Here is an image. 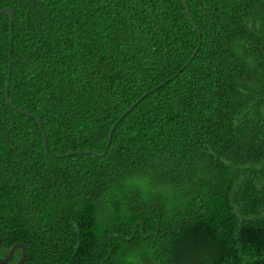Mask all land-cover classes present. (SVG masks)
<instances>
[{
    "label": "trees",
    "instance_id": "1",
    "mask_svg": "<svg viewBox=\"0 0 264 264\" xmlns=\"http://www.w3.org/2000/svg\"><path fill=\"white\" fill-rule=\"evenodd\" d=\"M185 1L0 0V259L264 264V0Z\"/></svg>",
    "mask_w": 264,
    "mask_h": 264
},
{
    "label": "water",
    "instance_id": "2",
    "mask_svg": "<svg viewBox=\"0 0 264 264\" xmlns=\"http://www.w3.org/2000/svg\"><path fill=\"white\" fill-rule=\"evenodd\" d=\"M183 1V5L185 7V10H186V13L187 15L189 16V18L191 19V21L193 22L192 18H191V15H190V11L188 9V6H187V3L185 0H182ZM9 13V17H10V23L12 24V19H13V14H14V11L13 9L11 8H7V9H4L2 11H0V15L3 14V13ZM195 25V24H194ZM196 27V25H195ZM197 28V27H196ZM199 33V31H198ZM199 38H200V33H199ZM10 51H11V48H10ZM196 51L197 49L195 50V52L191 55V57L189 58V60L184 64V66L175 74L173 75L168 81L170 80H173L182 70H184V68L186 66L189 65V63L191 62V60L194 58L195 54H196ZM10 68H11V58L9 59V75H10ZM8 75V76H9ZM168 81L160 84L159 86L153 88L152 90L148 91L147 93H145L140 99H138L125 113L124 115L128 114L132 109L133 107L140 102L141 99H143L145 96H147L148 94L154 92L155 90L159 89L160 87H162L163 85H165ZM8 84L6 85V102L7 104L13 109V110H16V111H20L22 112L21 110H18L16 108H14L13 106L10 105L9 103V97H8ZM123 117V116H122ZM122 117L119 118V120L116 121V123L114 124V126L112 127L111 129V133L112 131L114 130V128L116 127V125L119 123V121L122 119ZM40 123V121H39ZM41 125V130H42V136H43V140H44V146H45V149H46V153L49 154L48 152V145H47V136H46V133H45V130H44V127L42 126V124L40 123ZM111 133L109 134V138H108V142H107V145H106V148L105 150L103 151V153L101 154V156L107 151L108 147H109V144H110V138H111ZM74 153H69V154H65V155H62L60 157H66V156H70V155H73ZM75 154H94L92 152H88V151H78L76 152ZM0 245H1V238H0ZM17 249H21V255L18 259V261L15 263V264H22L24 259H25V256H26V247L22 244V243H17L15 244L11 250L9 251L8 255L6 256V258L4 259H0V264H5L7 262L10 261V259L12 258L13 254L15 253V251Z\"/></svg>",
    "mask_w": 264,
    "mask_h": 264
}]
</instances>
